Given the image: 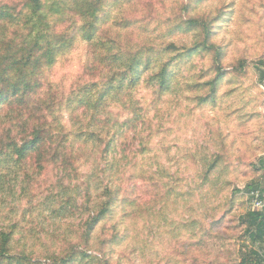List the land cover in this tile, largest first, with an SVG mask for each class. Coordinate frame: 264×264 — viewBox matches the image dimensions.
<instances>
[{
  "label": "rangeland",
  "instance_id": "rangeland-1",
  "mask_svg": "<svg viewBox=\"0 0 264 264\" xmlns=\"http://www.w3.org/2000/svg\"><path fill=\"white\" fill-rule=\"evenodd\" d=\"M60 1L74 5L72 9L81 14L67 9L60 15L53 14L56 7H62ZM104 1L109 4L100 10L104 8L97 29H108L112 36H118L120 49L147 43V47H156L169 41L193 46L200 40V30L168 34V29L188 18L210 22L211 41L222 53L225 72L215 103H200L204 95L211 93L203 83L214 77L216 65L214 52L205 50L170 67L167 91L157 93L142 78L136 88L105 97L102 109L86 100L78 110L75 103L68 110L63 108L62 120L67 125L71 123L69 115L83 113L75 121L79 127L88 123L91 114L94 123L103 118L109 122L115 115L130 119L129 127H124L126 150L120 154L106 152V163L100 164L108 169L106 172H97L98 165L93 170L92 164L80 166L81 175L87 174L90 179L93 175L102 182L112 180L109 165L114 154L116 163L120 157L124 164L141 162L149 166L150 172H158L151 181H138L143 183L140 196L130 195L135 204L141 197L142 205L118 208L114 221L121 224L117 231L110 221L98 224L84 245L86 239L78 235L93 207L86 208L89 204L84 188L76 190L75 195V190L64 193L63 187L87 179L78 175L74 180L55 170L34 176L23 190L19 169L11 164L0 167V229L16 226L11 252L16 254L25 243L32 248L33 259L39 257L45 262L60 249L77 244L88 251L87 257L75 264H104L107 258L110 264H239L243 256L244 264L258 260L264 244L250 242L244 234L242 217L253 212L249 190L263 177L264 0ZM42 4L37 13L24 0H0V68L4 64L11 67V58L18 49L21 54L31 46L35 55L43 56L52 22L53 31L75 39L51 65L46 66L42 58L36 77L44 87L45 83L52 84L54 95L68 100L77 96L70 93L88 78L87 65L96 62L89 44L76 36L83 24L81 19L89 18V0H43ZM116 19L118 25H114ZM123 19L132 22L129 27H121ZM151 66L158 68L157 63ZM23 70L26 77L27 69ZM98 75V67L91 70L90 81ZM14 82L6 78L4 84ZM4 92L11 95V90ZM96 97L90 95L94 101ZM22 123L17 121L16 129ZM147 139L149 143L141 147ZM86 157L82 155L81 159H89ZM213 160L216 167L203 181L201 171ZM129 182L136 184L137 179ZM89 191L94 195L95 190ZM47 201H55L54 206H47ZM136 214L140 216L135 218ZM112 236L116 242L110 244Z\"/></svg>",
  "mask_w": 264,
  "mask_h": 264
},
{
  "label": "trees",
  "instance_id": "trees-1",
  "mask_svg": "<svg viewBox=\"0 0 264 264\" xmlns=\"http://www.w3.org/2000/svg\"><path fill=\"white\" fill-rule=\"evenodd\" d=\"M24 1L33 12L39 13L42 9L43 0ZM61 3L62 7H56L53 14L56 12L60 15L66 9L72 14H81L77 13L76 9H72L74 5ZM108 4L104 0H89V8L91 9V11L89 9V18H82L83 24L81 23L76 30V36L89 44L92 59L96 60L95 63L101 66L95 65V63L87 65L88 78L70 93L77 95L76 97H69L66 100L63 97L54 95L52 84L45 83L44 87L43 83L39 82L36 77V72L42 68V58L46 60V66L51 65L55 61L56 55L69 47L75 39L65 36L64 33L53 31L52 22L47 37V50L43 56L35 55L31 46L27 52L24 51L21 54L18 49L17 55L11 58V67L8 68L4 64L0 68V84H2V90L0 91V121L2 120L3 123L0 126V167L6 164L16 166L21 173V182H23L21 188L23 190L28 188V184L34 176L39 174L49 175L55 170L57 173L61 171L64 176H71L74 180L78 175H81V172L78 171L80 166L87 167L93 164L94 170L95 165H98L97 172L104 173L108 169L100 166V164L106 163V152L110 150L109 153H116L117 151L120 154L126 150L124 136H126L127 130L124 127L127 125L129 127L131 124L130 119H118L115 115L109 122L103 118L101 122L97 120V123H94L95 117L93 115V121L91 122V114L88 123L83 127H79L76 126L75 121L79 115L83 114L80 113L69 115L68 120H71V123L67 125L62 120L61 110L63 108L68 110L70 104H77L76 110H78L81 104H84L83 100H86L92 102L91 105H96V108L102 109V106L106 103L105 97L110 96L113 92L136 88L142 78L143 82L145 81V84L157 93L167 91L166 89L170 84L168 80L171 72L170 67L178 61L190 59L194 53L204 52L205 50L214 52L216 65L214 67V77L203 83L209 87L211 93L210 95H204L200 103H215L216 90L225 72L221 66L222 53L219 47L211 41L213 26L209 24L210 22L202 18H188L181 20L168 29V34L175 31L200 30V40L196 41L193 46H178L169 41L160 45L154 44L156 47H147V43L129 50L120 49L118 47V36H112L108 29L103 31L97 29V23L104 8L101 12L100 10ZM122 22V28H127L132 23L125 19ZM118 23H120L118 19L114 20V25H118ZM165 55H168L167 59H163ZM154 63L158 64L157 70H154L151 66ZM97 67L99 75L90 81L91 70H95ZM23 69H27L26 77ZM6 78L9 82L15 81L14 84H4ZM7 90H11L10 96L4 92ZM35 95L38 96L35 97ZM80 95L82 96L80 97ZM90 95H97L96 100L94 101L95 98L90 99ZM4 108L5 110H3ZM28 108H30V111H28ZM19 120L24 121V123L19 129H16V122ZM103 133L108 138H105ZM146 143H149L148 139L141 143V147H144ZM82 155L88 156L86 158L89 159L83 161L81 159ZM113 158L109 165L113 176L111 177L112 180L102 182L98 177L95 179L91 175L93 178L90 179L85 174L81 176L88 181H84V183L80 181L79 184H66L63 187L64 193L75 190V195H77L76 190L80 191L81 188H84L85 201L89 204L86 208L93 207L92 213L84 219V230L79 235L77 234L79 238L86 239L84 245L89 241L90 234L93 233L98 224L110 221L114 232L117 231V225L121 224L114 221L118 208L142 205L141 197H137L138 202L135 204L136 201H131L130 195L140 196L143 183L141 185L138 181L150 180L151 176L158 172V169L150 172L149 166L142 165L141 162L127 163L126 161L124 164L120 161L122 158L119 157L116 163L115 154ZM86 161L90 163L87 164ZM215 167V160L206 163L205 169L201 171L203 181L207 179ZM132 178L137 179L136 184L129 182ZM153 186L157 190L158 185L155 183ZM257 186L255 185L254 188ZM250 188L252 187L248 189ZM89 189L93 192L95 190L94 195L91 194ZM48 203L52 208L55 201H47V206ZM139 216V214H136L135 218ZM242 223L245 226L244 234L248 236L251 243L264 244L263 213L248 212L242 217ZM15 227V224H12L9 228L0 229V264H75L87 257L86 252L88 250L82 245V247L77 246V244L66 250L60 249L45 262L39 257L33 259L32 248L26 246L25 243L21 244V249L14 254L11 252V241L16 232ZM115 242L116 239L113 236L108 240L110 244ZM254 255L256 256V253ZM243 260L244 256L240 259L239 264H244ZM255 261L260 263L261 258ZM104 264H110V259H105Z\"/></svg>",
  "mask_w": 264,
  "mask_h": 264
},
{
  "label": "built area",
  "instance_id": "built-area-1",
  "mask_svg": "<svg viewBox=\"0 0 264 264\" xmlns=\"http://www.w3.org/2000/svg\"><path fill=\"white\" fill-rule=\"evenodd\" d=\"M250 206L253 212L264 214V183L249 192ZM262 258L264 261V249L262 251Z\"/></svg>",
  "mask_w": 264,
  "mask_h": 264
},
{
  "label": "crops",
  "instance_id": "crops-1",
  "mask_svg": "<svg viewBox=\"0 0 264 264\" xmlns=\"http://www.w3.org/2000/svg\"><path fill=\"white\" fill-rule=\"evenodd\" d=\"M260 171H261V174H262V180H259L256 184L258 185L256 188L260 187L263 183H264V162L261 163L260 165ZM254 188V189H256ZM264 248H262V250L260 251V253L262 254V251H263ZM252 260V259H251ZM250 264H264V261H263V258H262V255H261V261L260 263L258 261H255L253 259L252 263Z\"/></svg>",
  "mask_w": 264,
  "mask_h": 264
}]
</instances>
